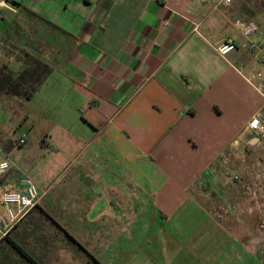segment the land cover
<instances>
[{
	"label": "crops",
	"instance_id": "crops-1",
	"mask_svg": "<svg viewBox=\"0 0 264 264\" xmlns=\"http://www.w3.org/2000/svg\"><path fill=\"white\" fill-rule=\"evenodd\" d=\"M4 2V18L22 12ZM102 4H21L73 36L47 28L43 37L29 24L24 48L51 46L54 70L22 102L24 122L42 133L41 149L64 144L66 163L81 165L65 168L62 192L48 200L53 184H41L38 163L28 175L12 163L0 195L31 177L45 209L77 220L72 235L101 264H264V196L247 198L236 180L264 148V136L247 130L264 117L263 101L240 73H264V60L214 50L242 40L237 20L264 30V0H109L101 21Z\"/></svg>",
	"mask_w": 264,
	"mask_h": 264
},
{
	"label": "rangeland",
	"instance_id": "rangeland-1",
	"mask_svg": "<svg viewBox=\"0 0 264 264\" xmlns=\"http://www.w3.org/2000/svg\"><path fill=\"white\" fill-rule=\"evenodd\" d=\"M15 2L23 4V6H30L28 5L29 0H15ZM6 4L12 7L9 3ZM3 13L5 14V18L0 22V32L3 33L4 39L7 43V49L5 54L2 53L0 56V65L8 63L14 71L18 72L23 67L19 63L20 60L22 62L23 55L20 50L14 49L11 44H9L6 34L13 26H15V24L19 25L22 15L21 12H18L17 14H9L10 12L5 10ZM261 23L264 24V21ZM33 30L38 31L35 27ZM42 34L43 36L47 35V31L43 29ZM18 38H22L27 42L30 38V31L24 29L23 32H18ZM19 40L20 39H18V41ZM40 46L42 59L50 65H53L54 62L51 57L52 47L50 46L48 48L45 44ZM18 47L20 46L18 45ZM20 55H22L21 59ZM0 105V151L4 156L8 157L12 163L16 164L19 169L26 171L27 175L30 171V164L32 162L38 163L37 168L41 172H44L43 174L45 176V183L41 184L46 186L53 184L48 200L56 194L59 195L62 192L64 179L67 178L66 174L68 172L65 173V168L70 165V168L68 167V169H70L69 173H73L81 165L80 158H74L67 164V157L64 154L66 153V146L64 144L62 145V150L60 152H46L41 149L42 133L37 127L31 128L24 122L25 119L23 118L26 109L22 102L17 98L7 96L0 92ZM29 129L32 130L28 140L29 142L26 146H21L20 137ZM54 146L58 147L56 144H54ZM247 163L249 171L247 169V171L243 172V178L240 176L237 181L241 182V179L243 180L242 183L246 187L244 191L247 193L245 194L247 198H250L251 192L254 191L257 195L264 196V148H261V150H258V152L255 153L251 152L247 157ZM248 187H250V190ZM39 204L46 208L45 199L40 200ZM0 209L3 211L2 207H0ZM56 214H54L55 218L71 234L72 230L74 233L79 230L77 220L64 219L63 217L59 218L61 215L58 212H56ZM261 214L262 220H257L259 221V226H261L260 222L261 224L262 222L264 223V205L261 208ZM76 236L80 238L79 235ZM76 236L74 237L77 239ZM11 237L40 264H95L90 257L79 254L78 250L75 248L74 242L60 233L58 229L49 231L45 233L44 236H41L34 221L29 219L24 220L18 225L11 233ZM1 247L2 246H0V249ZM91 253L95 255L94 252ZM17 260V263L14 262L15 264H30L20 257Z\"/></svg>",
	"mask_w": 264,
	"mask_h": 264
},
{
	"label": "trees",
	"instance_id": "trees-1",
	"mask_svg": "<svg viewBox=\"0 0 264 264\" xmlns=\"http://www.w3.org/2000/svg\"><path fill=\"white\" fill-rule=\"evenodd\" d=\"M18 5L22 10L21 15H24L27 20L36 21V24H32L30 22H26L24 18H22L19 22V25L15 24L12 29L9 31V34H6L8 38L9 44L14 49H18L21 51L22 58L19 63L21 66V70L15 72L13 68H11L8 63L0 65V92L4 93L7 96L15 97L21 102H29L37 92L41 90L43 85L46 83L48 77L54 70L53 65L47 63L44 59H42V51H30L28 48L27 43L22 38H18V32L24 29L29 28V24H31V28H37L40 34H42V30H46L47 28H51L52 30H56L58 33L72 37L73 36L60 28L59 26L55 25L51 21L45 19L44 17L38 15L37 13L23 7L20 3H15ZM4 19V17L2 18ZM35 31V30H34ZM37 32V30L35 31ZM46 36V35H45ZM43 36V37H45ZM18 39H20L18 41ZM2 40L7 47V43L2 37ZM20 47H18V45ZM46 143V141H43ZM43 147H48V145H42ZM32 220L34 221L36 227L39 229V234L44 236L45 233L53 230H59L64 236L69 238L71 241L74 242L75 248L78 250L79 254L83 256H88L92 259L95 264H101V262L93 255L86 247L81 244L50 212H48L42 205L38 204L36 207L28 214L25 220ZM21 224V223H20ZM19 224V225H20ZM0 264H15L17 263V259L23 258L30 264H40L37 262L36 259L32 258L29 253L22 248L18 242L13 239L11 236L7 239L0 242ZM3 258V260H2ZM15 262V263H14Z\"/></svg>",
	"mask_w": 264,
	"mask_h": 264
},
{
	"label": "built area",
	"instance_id": "built-area-1",
	"mask_svg": "<svg viewBox=\"0 0 264 264\" xmlns=\"http://www.w3.org/2000/svg\"><path fill=\"white\" fill-rule=\"evenodd\" d=\"M109 0H103L102 15L105 18L106 4ZM230 4L231 0H224ZM6 8L4 0H0V22L2 21V9ZM234 27L242 40L228 39L215 46V52L222 58H227L235 51L251 53L259 61L264 60V30L257 23L237 20ZM3 41L0 38V55L3 49ZM245 82L261 97L264 105V73L256 72L251 75L240 73ZM1 107V105H0ZM247 130L256 131L264 136V117L254 116L247 125ZM27 143V134L20 137V145ZM11 160L0 151V184L3 178L12 169ZM239 178L236 177V180ZM22 191H5L0 195V206L3 213L0 215V242L11 236L13 230L22 223L28 214L40 203L41 191L38 184L31 177L21 179Z\"/></svg>",
	"mask_w": 264,
	"mask_h": 264
}]
</instances>
